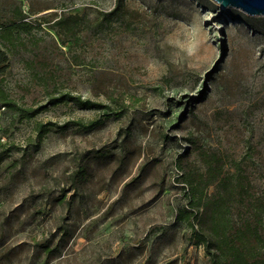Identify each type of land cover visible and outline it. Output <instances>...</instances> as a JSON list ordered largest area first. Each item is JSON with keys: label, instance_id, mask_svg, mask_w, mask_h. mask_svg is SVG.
Masks as SVG:
<instances>
[{"label": "rangeland", "instance_id": "rangeland-1", "mask_svg": "<svg viewBox=\"0 0 264 264\" xmlns=\"http://www.w3.org/2000/svg\"><path fill=\"white\" fill-rule=\"evenodd\" d=\"M115 3L0 0V23L31 27L4 48L12 98L37 106L69 91L127 107L91 131L52 130L39 145L38 123L100 111L63 103L23 121L0 111V147L12 148L0 164V264H211L178 218L220 191L199 149L264 195V15L214 0H125L105 21ZM60 17L78 20L73 36Z\"/></svg>", "mask_w": 264, "mask_h": 264}, {"label": "trees", "instance_id": "trees-1", "mask_svg": "<svg viewBox=\"0 0 264 264\" xmlns=\"http://www.w3.org/2000/svg\"><path fill=\"white\" fill-rule=\"evenodd\" d=\"M126 9L125 0H116L114 9L104 13L105 21H111L121 15ZM20 16L24 13L18 10ZM117 15V16H116ZM57 25L66 27L67 34L73 36L76 28L80 26L78 20L67 22L60 17L55 21ZM55 25V27H58ZM30 24L23 18L13 19L7 23H0V110L8 109L17 114L18 119L30 120L49 108L63 103H73L81 109H94L100 115L94 119L84 121L81 119L58 123L54 121L37 124V145L52 130L66 131L72 127L81 131H91L112 117H121L127 111L126 105L114 107L108 103L85 98L80 94L69 91L51 95L47 102L37 106H24L12 98L6 89L4 75L10 68L7 48H17L22 42V31H30ZM69 36V37H71ZM61 43L69 45L71 39L61 35ZM12 152V148L0 147V164ZM107 156V153H104ZM199 154L207 166V175L217 182L219 193L205 204L203 212H194L185 209L178 218L190 223L197 244H204L211 264H264V195L252 192L251 181L245 178L236 179L235 174L225 170L222 156L199 149ZM87 169L82 164L73 174L74 182L83 180ZM66 202L65 196L59 198ZM237 215H236V214ZM4 241V229L0 228V244ZM45 248H49L46 247Z\"/></svg>", "mask_w": 264, "mask_h": 264}, {"label": "water", "instance_id": "water-1", "mask_svg": "<svg viewBox=\"0 0 264 264\" xmlns=\"http://www.w3.org/2000/svg\"><path fill=\"white\" fill-rule=\"evenodd\" d=\"M220 4L222 10L234 7L250 16L264 15V0H214Z\"/></svg>", "mask_w": 264, "mask_h": 264}, {"label": "built area", "instance_id": "built-area-1", "mask_svg": "<svg viewBox=\"0 0 264 264\" xmlns=\"http://www.w3.org/2000/svg\"><path fill=\"white\" fill-rule=\"evenodd\" d=\"M1 110H4V109H1ZM1 110H0V111H1Z\"/></svg>", "mask_w": 264, "mask_h": 264}]
</instances>
